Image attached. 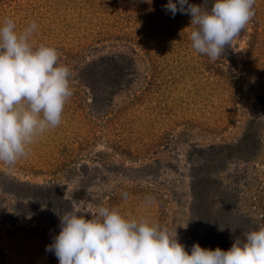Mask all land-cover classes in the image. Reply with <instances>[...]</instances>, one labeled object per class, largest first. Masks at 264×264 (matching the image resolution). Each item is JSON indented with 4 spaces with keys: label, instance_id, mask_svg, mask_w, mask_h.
<instances>
[{
    "label": "rangeland",
    "instance_id": "rangeland-1",
    "mask_svg": "<svg viewBox=\"0 0 264 264\" xmlns=\"http://www.w3.org/2000/svg\"><path fill=\"white\" fill-rule=\"evenodd\" d=\"M167 3L0 0V26L11 18L19 31L35 21L31 42L56 48L73 91L61 124L37 138L27 159L0 162V264H58L45 249L60 230L56 212L73 205L147 218L176 231L190 253L191 167L211 156L201 173L233 194L235 214L264 224V0L215 61L192 48L190 15L173 17ZM115 51L130 56L125 70L113 78L97 65L89 91L78 65ZM239 140L241 147L194 149ZM6 174L52 189L11 191L2 186Z\"/></svg>",
    "mask_w": 264,
    "mask_h": 264
},
{
    "label": "clouds",
    "instance_id": "clouds-1",
    "mask_svg": "<svg viewBox=\"0 0 264 264\" xmlns=\"http://www.w3.org/2000/svg\"><path fill=\"white\" fill-rule=\"evenodd\" d=\"M255 3L212 0L209 7V0H168L164 7L173 17L190 15L192 48L215 61L252 20ZM36 30L32 21L17 31L11 18L0 26V162L9 167L27 159L37 138L61 124L73 95L70 69L59 63L56 48L31 42ZM56 215L60 230L45 251L58 264H264V224L243 230L227 250L194 243L189 253L176 231L147 218H125L116 207L89 212L73 205Z\"/></svg>",
    "mask_w": 264,
    "mask_h": 264
},
{
    "label": "trees",
    "instance_id": "trees-1",
    "mask_svg": "<svg viewBox=\"0 0 264 264\" xmlns=\"http://www.w3.org/2000/svg\"><path fill=\"white\" fill-rule=\"evenodd\" d=\"M203 3V0H199ZM212 0H209V7ZM130 59V56L126 52H110L103 53L97 56H93L88 60L80 63L77 68L78 80L87 86L89 91L95 93L96 83L98 82L99 75L96 69L97 65L103 63L107 66V70L102 73L103 76H115L122 74L125 70V62ZM111 73V74H110ZM114 78V77H113ZM242 141L239 140L233 146L230 145H209L208 147L194 146L195 151L199 154H203L208 149L218 148L231 149L235 147H241ZM222 154L219 159L225 161L226 157L222 158ZM214 157H205L203 164H194L191 169L190 188L192 194V202L190 205V226L185 234V239L190 248L194 243H199L201 247L215 249L217 247L227 250L231 247L233 241L241 237L242 231H249L257 229L258 223L252 221V219L243 213L235 214L233 207L236 200L231 192L227 189L221 188L216 185V178L210 177L208 173H201V169L205 166H209L210 161ZM200 162V161H198ZM0 173H3L0 171ZM10 181L5 185L7 189L11 191L18 190L21 187L28 192L32 189H52V186L46 185H31L27 182L19 181L9 174ZM23 190V191H24ZM24 193V192H23ZM221 228H223L221 230ZM233 229H235L233 231Z\"/></svg>",
    "mask_w": 264,
    "mask_h": 264
}]
</instances>
